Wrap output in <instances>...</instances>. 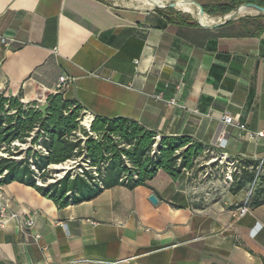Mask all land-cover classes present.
<instances>
[{"label":"crops","instance_id":"0c3cea01","mask_svg":"<svg viewBox=\"0 0 264 264\" xmlns=\"http://www.w3.org/2000/svg\"><path fill=\"white\" fill-rule=\"evenodd\" d=\"M177 19L105 0H0V93L38 105L62 92L90 118L127 117L158 137L263 157L264 136L237 126L264 129V31ZM61 75L70 84L58 90ZM202 173L159 170L148 186L116 185L64 207L29 185H1L0 264H264V204L238 217L245 189Z\"/></svg>","mask_w":264,"mask_h":264},{"label":"trees","instance_id":"16d2710c","mask_svg":"<svg viewBox=\"0 0 264 264\" xmlns=\"http://www.w3.org/2000/svg\"><path fill=\"white\" fill-rule=\"evenodd\" d=\"M245 3L264 7L263 0H227L202 8L208 15H223ZM155 10L174 14L179 24L197 25L172 8ZM262 19L264 15L259 13L237 20L246 23L248 35H258L264 31ZM46 103L42 116L36 102L23 103L20 97L0 93V186L14 181L29 185L59 207L89 200L116 185L128 189L148 186L159 170L177 179L184 170H201V166L196 168L199 158L211 156H203L206 146L190 136L158 137L154 130L127 117L95 115L88 128L81 126L86 112L62 92L49 94ZM71 160L76 163L73 168L47 181L49 166ZM243 163L248 168L256 161ZM250 179L251 173L244 169L234 177L232 190H246ZM260 204H264L262 188L252 198V207Z\"/></svg>","mask_w":264,"mask_h":264},{"label":"built area","instance_id":"2783aa9c","mask_svg":"<svg viewBox=\"0 0 264 264\" xmlns=\"http://www.w3.org/2000/svg\"><path fill=\"white\" fill-rule=\"evenodd\" d=\"M0 42L8 45V43L1 38ZM70 84V79L66 75H61L58 78L57 82V89L62 90L65 89ZM157 98H160L161 95H156ZM168 105L175 104V99L171 98L167 100ZM87 114V113H86ZM85 114V115H86ZM84 115V116H85ZM83 116V118H84ZM92 118L89 119V124L91 122ZM221 120L223 123L231 125L232 119L227 114L224 113L221 117ZM81 123V121H80ZM88 125H83L84 127L88 128ZM240 130L245 132V136L248 138H257V137H263L264 136V129H261L259 131H250L248 130L244 124H238L237 126ZM219 142L222 141V136L218 139ZM207 153H210L211 156L208 159H204L201 167H202V177L203 178H209V179H222V181L226 184H232L234 181L235 176H239L241 172L244 169H248V171L251 173V179L247 185V188L245 190V194L243 199L241 200V203L236 209L238 217H242L246 215L250 209L252 208V198L256 192L257 189L262 188L264 189V156L255 159L256 163L254 166L246 167L244 166L243 161L246 160L241 157H228L223 152L215 153L210 148H206L204 150L203 156H205ZM69 162L75 163L74 160H71ZM66 163V162H65ZM68 163V161H67ZM33 168V167H32ZM37 184H41L39 181H37ZM6 215V211L4 208H0V224L3 223V218ZM10 216H15V214H11ZM23 226H26L27 228H30L33 225V218L27 217L23 222ZM39 235H35V238H38Z\"/></svg>","mask_w":264,"mask_h":264},{"label":"bare ground","instance_id":"6f19581e","mask_svg":"<svg viewBox=\"0 0 264 264\" xmlns=\"http://www.w3.org/2000/svg\"><path fill=\"white\" fill-rule=\"evenodd\" d=\"M112 1H116V0H112ZM133 1H135L139 5V7L143 9L163 7L171 2H174L175 3L174 9H177L183 13L191 15L200 24L205 26H210L215 23V18L207 15L205 12L203 14H200L198 7L194 3L190 2V0H133ZM254 12L257 13L255 9L244 6H240L237 10H235V13L238 17L251 15ZM89 119H91L90 116L86 115L82 121V124L88 125ZM61 165H55L54 168L59 169L61 168Z\"/></svg>","mask_w":264,"mask_h":264},{"label":"rangeland","instance_id":"374dc122","mask_svg":"<svg viewBox=\"0 0 264 264\" xmlns=\"http://www.w3.org/2000/svg\"><path fill=\"white\" fill-rule=\"evenodd\" d=\"M106 2H108L109 4H112V5H115V6H118V7H126V8H136V9H142V10H145V9H143V8H140L139 7V5L135 2V1H133V0H116V1H112V0H105ZM132 1V2H131ZM193 1H195V2H198L197 0H193ZM199 3V2H198ZM138 6V7H137ZM240 6V5H239ZM238 6V7H239ZM237 7V8H238ZM236 8V9H237ZM154 9H156V7L155 8H152V9H150V10H154ZM157 9H160V10H167V8H157ZM173 9V8H172ZM236 9H234L233 11H235ZM174 11H177V12H179L180 14H181V16L183 17V18H185V19H188V20H191V21H193V22H196L197 23V20L194 18V17H192L191 15H189V14H186V13H183V12H181V11H179V10H177V9H173ZM230 13V12H229ZM228 14V13H227ZM259 13L257 12H254V13H252L251 15H246V16H241V17H238V18H242V17H254V16H256V15H258ZM174 15V14H173ZM208 15V14H207ZM224 15H226V14H223V15H209V16H211V17H213V18H215V22H217V21H219V20H223V17H224ZM237 18V19H238ZM219 19V20H218ZM262 23H263V25H264V19H262ZM86 116V115H85ZM83 116L81 117V119H80V121H83ZM82 123V122H81ZM80 123V125L81 126H83L84 124H81ZM23 148H25V147H23ZM75 164L76 163H73V162H69L68 161V163H64V164H62L61 165V168H59V169H56V168H54V166H49V168H47V173H48V179H47V181H53V179L54 178H59V177H61V176H63L64 174H65V172L67 171V170H69L70 168H73V166H75ZM74 170H77V169H74ZM38 181L40 182V183H42V181H40L39 179H38ZM243 199V198H242Z\"/></svg>","mask_w":264,"mask_h":264},{"label":"water","instance_id":"95a60500","mask_svg":"<svg viewBox=\"0 0 264 264\" xmlns=\"http://www.w3.org/2000/svg\"><path fill=\"white\" fill-rule=\"evenodd\" d=\"M190 2L194 3L198 7L200 14H203L204 13V10L202 8V5H200L198 2H195L193 0H190ZM174 6H175V3L174 2H171V3H169L166 6L157 7V8H173L174 9ZM240 6H244V7H248V8L255 9L258 13H261V14L264 15V7L263 6H259V5L254 4V3H245V4H242ZM237 18H238V16L236 15L235 11H231L230 13L224 15L223 20H219V21L215 22L214 24H212L210 26H212V27H218V26H220L222 24H225V23H227L229 21H232V20H235ZM197 23L200 24L198 21H197ZM200 25H202V24H200ZM47 107H48L47 103H41V104H38L37 105V109L41 112L42 116H45ZM53 166H55V165H53ZM149 198H150V200L152 202H156L157 201V198L155 197L154 194H151Z\"/></svg>","mask_w":264,"mask_h":264}]
</instances>
